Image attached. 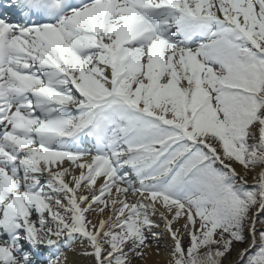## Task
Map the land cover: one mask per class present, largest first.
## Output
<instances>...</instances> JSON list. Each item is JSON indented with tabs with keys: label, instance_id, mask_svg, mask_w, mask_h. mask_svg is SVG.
<instances>
[{
	"label": "snow or ice",
	"instance_id": "snow-or-ice-1",
	"mask_svg": "<svg viewBox=\"0 0 264 264\" xmlns=\"http://www.w3.org/2000/svg\"><path fill=\"white\" fill-rule=\"evenodd\" d=\"M262 215L264 0H0V264H264Z\"/></svg>",
	"mask_w": 264,
	"mask_h": 264
},
{
	"label": "bare ground",
	"instance_id": "bare-ground-1",
	"mask_svg": "<svg viewBox=\"0 0 264 264\" xmlns=\"http://www.w3.org/2000/svg\"><path fill=\"white\" fill-rule=\"evenodd\" d=\"M249 182H251V180H249ZM153 247H155V245H153ZM239 247H234V250L232 252V258L230 259V257H228V260H234L236 259V251L235 249H238ZM69 255V261L70 264H72V262H74V264H91L90 259L83 257L81 255L75 254V253H68ZM167 259L166 253L162 247V252L160 256H155L152 254H149V257L147 259V261H141V260H137V264H165V261ZM134 263V262H133Z\"/></svg>",
	"mask_w": 264,
	"mask_h": 264
},
{
	"label": "rangeland",
	"instance_id": "rangeland-1",
	"mask_svg": "<svg viewBox=\"0 0 264 264\" xmlns=\"http://www.w3.org/2000/svg\"><path fill=\"white\" fill-rule=\"evenodd\" d=\"M247 179H248V180H251V177L249 176ZM237 246H238L239 248L245 247V245H241V244H237V245H235V247H237ZM228 257H230V259H231V258H232V253H231ZM228 257H227V258H228ZM137 260H138V259H134V260H133L134 263L132 262V264H137V263H136Z\"/></svg>",
	"mask_w": 264,
	"mask_h": 264
}]
</instances>
